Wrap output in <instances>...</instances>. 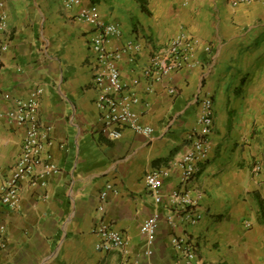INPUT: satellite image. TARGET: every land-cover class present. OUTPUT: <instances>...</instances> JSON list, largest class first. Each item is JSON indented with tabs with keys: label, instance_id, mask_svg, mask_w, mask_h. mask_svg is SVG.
Listing matches in <instances>:
<instances>
[{
	"label": "crops",
	"instance_id": "1",
	"mask_svg": "<svg viewBox=\"0 0 264 264\" xmlns=\"http://www.w3.org/2000/svg\"><path fill=\"white\" fill-rule=\"evenodd\" d=\"M0 1L8 42L0 52V195L25 132L7 116L14 101L35 88L41 89L38 120L43 129L50 127L45 155L60 170L35 176L34 184L21 180L16 207L0 204L7 242L0 264H174L170 240L180 235L193 240L204 264H264V0H145L144 8L137 0H81L72 8L63 0ZM85 7L118 25L120 36L110 37L109 47L128 40L142 46L134 60L124 58L118 66L140 99L134 109L139 122L152 128L150 138L130 128L119 139L99 132L93 32L77 17ZM180 30L198 42L189 59L195 65L159 82L143 76L148 57L166 51ZM244 60L249 86L236 67ZM198 92L213 100L210 153L183 185L172 162L196 128ZM158 168H169V174L156 200L144 175ZM108 184L113 190L99 212V195ZM174 189L200 197L198 221L180 222L167 201ZM153 214L156 233L146 244L140 226ZM98 221L124 234L129 245L97 250L91 228Z\"/></svg>",
	"mask_w": 264,
	"mask_h": 264
},
{
	"label": "built area",
	"instance_id": "2",
	"mask_svg": "<svg viewBox=\"0 0 264 264\" xmlns=\"http://www.w3.org/2000/svg\"><path fill=\"white\" fill-rule=\"evenodd\" d=\"M81 0H63L65 8H72ZM251 0H232V5L247 3ZM187 1H183L185 4ZM77 17L92 27V37L89 42V49L93 55V84L97 92L95 104L98 109L99 132L109 139H119L123 128H130L145 138H150L152 128L149 125L139 122V113L135 106L140 104L137 94L128 88V84L121 79L119 62L127 58L134 60L142 50L141 44L134 40H128L118 48L107 45L110 37H119L120 30L116 23L106 22L96 11L87 7L80 10ZM7 13L4 10V2L0 1V52L8 49V42L3 37L6 28ZM197 40L185 30H180L169 41L164 52L153 53L141 69V74L154 82H159L179 72L186 66H193L189 62L198 45ZM209 49L208 46L205 47ZM138 79L134 78L132 84L136 85ZM41 89L35 88L24 99L14 101L12 110L8 113V120L18 126L24 127V138L21 152L11 166L8 176L2 186L0 204L16 207L18 203L19 183L28 179L35 183V176L58 174V166L45 155L44 140L46 132L50 127L42 128L38 120L37 97ZM170 94L176 92L175 88H168ZM195 102L199 106L196 117V128L187 135V149L172 162V167L178 170L180 182L186 185L196 174L199 163L208 159L210 153L209 134L213 125V100L210 94L198 92L195 95ZM261 162H257L255 169L259 170ZM169 174V168H158L147 172L144 175V183L151 193L159 199L158 190L164 177ZM113 187L107 185L99 195V207L101 212L108 191ZM199 196L191 193L189 189H174L167 194L169 206L176 215H179L180 222L195 223L200 219L197 211ZM157 215L148 216L140 226L141 235L145 237L146 244H151L156 233ZM168 222L175 224L173 217L167 218ZM249 226V224H247ZM91 232L97 237L95 248L100 251L110 249H124L129 245L128 238L121 232L114 229L104 221H98ZM4 225H0V250L6 247V240L3 237ZM170 243L177 251V260L174 264H204L196 253L195 243L187 235L172 236Z\"/></svg>",
	"mask_w": 264,
	"mask_h": 264
},
{
	"label": "rangeland",
	"instance_id": "3",
	"mask_svg": "<svg viewBox=\"0 0 264 264\" xmlns=\"http://www.w3.org/2000/svg\"><path fill=\"white\" fill-rule=\"evenodd\" d=\"M247 56V55H246ZM240 61H242L241 59H240ZM245 61V64L243 65V64H241V63H239L238 65H236V67H238V69L240 70V71H243L244 73H243V77H242V80L243 81H248V86H249V79L247 78L248 76H249V65H247V60H244ZM258 68H259V66H257ZM247 79V80H246ZM240 90V89H239ZM248 99H249V97H248ZM254 99H256L258 102L259 101H261V98H254ZM263 101H264V99H263ZM263 262H264V260H263Z\"/></svg>",
	"mask_w": 264,
	"mask_h": 264
},
{
	"label": "trees",
	"instance_id": "4",
	"mask_svg": "<svg viewBox=\"0 0 264 264\" xmlns=\"http://www.w3.org/2000/svg\"><path fill=\"white\" fill-rule=\"evenodd\" d=\"M92 2H94L95 0H91ZM140 4H141V7L144 8V5H145V0H137Z\"/></svg>",
	"mask_w": 264,
	"mask_h": 264
}]
</instances>
